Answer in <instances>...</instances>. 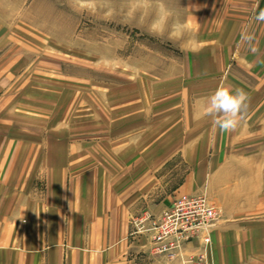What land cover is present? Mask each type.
<instances>
[{
    "label": "rangeland",
    "instance_id": "374dc122",
    "mask_svg": "<svg viewBox=\"0 0 264 264\" xmlns=\"http://www.w3.org/2000/svg\"><path fill=\"white\" fill-rule=\"evenodd\" d=\"M187 1L164 0L186 25L181 39L173 42L167 33L161 37L150 33L160 0H0V150L12 145L13 150L19 149L24 139L30 140L31 148L46 151L71 150L90 142L93 150L111 151L115 157L118 150L148 149V139L165 140L169 125L197 114L198 106L218 88L241 89L246 97L253 93L255 103L264 102V62L248 60L250 52L260 60L264 47L246 45L250 35L254 43H261L262 32L228 31L224 34L234 36L232 47L220 46L221 31L216 28L224 17L189 12ZM254 124L255 142L245 148L252 154L224 159L231 152L226 135L220 142L224 156L218 168L230 166L231 161L237 166L249 163L257 168L255 172L224 182L220 177L224 196L211 199L205 186L210 183L209 174L217 170L210 165L212 145L202 190L189 193L205 194L216 206L215 225L229 207L223 204H230L240 182L258 178L252 192H247L249 199L257 196L258 184L264 186V169H260L264 159L259 158L264 152V132L260 122ZM165 148L159 144L157 152L165 153ZM111 162V168L117 166L116 158ZM170 162L161 166L159 162L153 172L157 185L153 208L143 205L130 214V238L144 237L150 244L145 236L132 234L133 221L147 212H163L180 194L188 193L178 190L185 178L182 160ZM1 170L0 164L3 186ZM38 183L40 192L34 194L42 197L46 182ZM13 194L20 191H0V214ZM258 194L264 201V189ZM166 196L170 204L158 211L157 204ZM19 202L13 203L14 216L22 220L23 214L16 212ZM263 215L262 211L249 216ZM212 257L216 264L214 251Z\"/></svg>",
    "mask_w": 264,
    "mask_h": 264
},
{
    "label": "crops",
    "instance_id": "0c3cea01",
    "mask_svg": "<svg viewBox=\"0 0 264 264\" xmlns=\"http://www.w3.org/2000/svg\"><path fill=\"white\" fill-rule=\"evenodd\" d=\"M187 8L198 15L224 17L222 25L216 28L221 31L220 46L232 47L230 41L234 36L225 32L246 30L261 31L263 40L261 43L248 40L246 45L264 47V22L255 18L264 11V0H188ZM247 15L252 17L245 21ZM249 54L251 62H264V49L260 60L259 55ZM225 59L226 56L221 58ZM248 95L247 107L234 130H220L213 117L206 114V99L198 106L197 114L169 125L171 129L164 135V142L148 139V149L118 150L115 157H111V151L93 150L90 142L71 150L46 151L31 148L30 140L24 139L22 144L27 149H20L21 144L19 149L13 150L12 145L8 150H0L3 160L0 191H20L1 210L0 264H180L178 260L153 255L144 237L130 238L129 216L143 205L153 208V195L157 191L154 171L159 165H169L170 161L181 159L185 168V178L178 190L200 192L209 170L206 160L212 145L210 165L217 170L212 176L209 174L210 183L205 186L211 199L213 195L224 196L219 188L220 177L224 182L255 172L257 168L248 162L237 166L230 161V166L218 168L220 156H224L222 137L228 135L231 142V152L223 158L234 160L238 155L252 154L245 148L255 142V122L262 124L264 132V113H261L264 102L255 103V95ZM141 139L146 140L144 136ZM159 144H165V153L157 152ZM259 155L264 159V152ZM111 158L117 159L116 167L111 168ZM42 180L46 182L45 194L35 197L34 192L41 189L38 182ZM255 181L258 178L251 180L250 177L240 182L230 204H223L229 207L224 209L212 232L216 264H264V215L249 216L264 212V201L258 194L264 189L262 182L257 185V196L248 198L247 192H252ZM170 199L164 197L156 209L161 211L170 204ZM18 200L21 207L16 212L23 214L22 220L19 215L14 216L13 203L17 204ZM199 245L200 242L194 241L188 244L187 250H198Z\"/></svg>",
    "mask_w": 264,
    "mask_h": 264
},
{
    "label": "built area",
    "instance_id": "2783aa9c",
    "mask_svg": "<svg viewBox=\"0 0 264 264\" xmlns=\"http://www.w3.org/2000/svg\"><path fill=\"white\" fill-rule=\"evenodd\" d=\"M217 208L205 194H180L172 206L159 214L145 213L133 221V235L150 240L151 251L181 264H214L212 228ZM197 240L198 250L188 251V244Z\"/></svg>",
    "mask_w": 264,
    "mask_h": 264
},
{
    "label": "clouds",
    "instance_id": "9594fccd",
    "mask_svg": "<svg viewBox=\"0 0 264 264\" xmlns=\"http://www.w3.org/2000/svg\"><path fill=\"white\" fill-rule=\"evenodd\" d=\"M255 18L257 21L264 22V11H260ZM185 30L184 21L167 7L164 0H160L155 7L150 33L158 37L167 33L169 40L177 42ZM246 39L250 41L253 37L250 35ZM246 99V94L241 89L218 88L208 99L206 114L213 117L221 131L234 130L240 122L241 113L247 107Z\"/></svg>",
    "mask_w": 264,
    "mask_h": 264
}]
</instances>
